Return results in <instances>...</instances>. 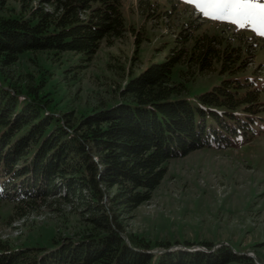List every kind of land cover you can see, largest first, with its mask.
I'll use <instances>...</instances> for the list:
<instances>
[{
    "label": "trees",
    "instance_id": "trees-1",
    "mask_svg": "<svg viewBox=\"0 0 264 264\" xmlns=\"http://www.w3.org/2000/svg\"><path fill=\"white\" fill-rule=\"evenodd\" d=\"M196 17L159 61L120 67L112 102L60 111L47 69L21 70V56L72 52L91 61L103 42L126 37L122 0H0V202L13 204L10 219L67 205L84 224L51 247L0 238V264H257L226 244L169 249L170 241L125 233L123 219L151 199L168 161L264 133V64L248 70L252 43L202 29ZM142 33H134L137 48ZM210 74L219 80L190 92L192 80Z\"/></svg>",
    "mask_w": 264,
    "mask_h": 264
},
{
    "label": "rangeland",
    "instance_id": "rangeland-1",
    "mask_svg": "<svg viewBox=\"0 0 264 264\" xmlns=\"http://www.w3.org/2000/svg\"><path fill=\"white\" fill-rule=\"evenodd\" d=\"M139 1L122 0L129 26L126 37L110 45L103 42L91 61H80L79 55L72 52L59 57L44 51L21 56V70L37 73L47 69L46 88L54 109L86 111L100 99L112 102L111 95L123 82L120 67L128 69L132 64L138 71L165 57L174 44L175 33L184 22L197 18L196 11L204 20L197 21L202 29L219 30L233 43H252L249 71L264 64V36L258 35L253 26L240 28L229 20L212 19L189 0H144L142 6ZM137 30L144 37L138 48L134 35ZM74 64L80 67L72 70ZM219 78L216 74L197 77L188 85L190 92L203 90ZM167 166L151 199L123 219L125 233L151 241H170L169 249L185 247L186 242L195 243L186 246L192 249L204 240L213 242L214 247L226 244L251 256L257 264H264V133L228 147L193 150L171 159ZM12 212L11 202H0V238L12 246L51 247L54 238L77 234L84 227L77 211L67 205L62 212L44 209L26 219H10ZM162 249L156 247L153 251Z\"/></svg>",
    "mask_w": 264,
    "mask_h": 264
},
{
    "label": "snow or ice",
    "instance_id": "snow-or-ice-1",
    "mask_svg": "<svg viewBox=\"0 0 264 264\" xmlns=\"http://www.w3.org/2000/svg\"><path fill=\"white\" fill-rule=\"evenodd\" d=\"M203 15L217 20H229L240 28L253 26L264 36V0H189Z\"/></svg>",
    "mask_w": 264,
    "mask_h": 264
},
{
    "label": "water",
    "instance_id": "water-1",
    "mask_svg": "<svg viewBox=\"0 0 264 264\" xmlns=\"http://www.w3.org/2000/svg\"><path fill=\"white\" fill-rule=\"evenodd\" d=\"M198 248H203V246H197Z\"/></svg>",
    "mask_w": 264,
    "mask_h": 264
}]
</instances>
